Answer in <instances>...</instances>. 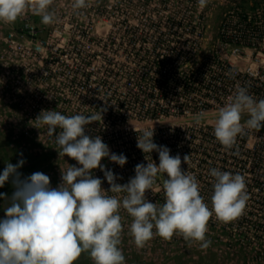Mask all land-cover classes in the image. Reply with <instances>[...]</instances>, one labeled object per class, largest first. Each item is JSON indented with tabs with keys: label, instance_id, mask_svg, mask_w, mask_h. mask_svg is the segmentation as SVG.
Returning <instances> with one entry per match:
<instances>
[{
	"label": "rangeland",
	"instance_id": "1",
	"mask_svg": "<svg viewBox=\"0 0 264 264\" xmlns=\"http://www.w3.org/2000/svg\"><path fill=\"white\" fill-rule=\"evenodd\" d=\"M74 2L53 0L49 10L55 17L48 25L31 7L14 23L0 22V174L6 163L23 159L21 179L41 172L50 178V187H58L68 165H79L61 154L47 126L34 120L42 110L90 116L104 109L102 120L86 126V134L100 136L110 154L126 156L123 167L101 160L119 178L116 183L134 177L137 164L158 166L157 152L143 153L136 146L137 136L153 128V142L166 146L172 156L180 155L182 171L196 177L210 209L214 168L241 174L249 196L243 214L231 222H221L213 213L206 249L180 233L170 240L154 235L138 248L130 234L132 218L121 208L118 247L124 264H264V189H257L256 183L260 173L231 166L223 145L200 132L209 124L215 127L224 104L198 108L205 99L198 83L208 80L216 66L244 65L243 58L232 53L237 46L221 40L224 23L241 24L243 15L263 7L264 0H206L203 7L198 0H85L86 7L78 10ZM248 118L242 114L241 123ZM262 131L264 127L245 128L253 141ZM257 162L251 159L254 167ZM92 175L108 191L99 168ZM165 179L166 174L156 176L145 193L149 202L163 205ZM14 191L10 177L0 193L10 199ZM8 203L0 199V209ZM74 264L94 262L83 252Z\"/></svg>",
	"mask_w": 264,
	"mask_h": 264
},
{
	"label": "clouds",
	"instance_id": "2",
	"mask_svg": "<svg viewBox=\"0 0 264 264\" xmlns=\"http://www.w3.org/2000/svg\"><path fill=\"white\" fill-rule=\"evenodd\" d=\"M198 2L201 7L206 4V0ZM52 3L53 0H31V3L30 0H0V22L14 23L31 7L41 17V23L51 24L55 17L49 10ZM84 7L85 0H75L74 9ZM103 112L100 109L90 116H68L42 110L36 117V124L46 125L48 135L54 136L61 154L79 166L68 165L61 173L60 185L52 188L50 178L41 172L21 179L18 169L25 163L23 159L15 165L6 163L0 174V187L11 177L15 191L10 199L0 193V199L9 202L4 209L5 218L0 219V264H74L83 252H88L94 264H124L125 257L118 247L122 232L118 214L121 208L132 218L130 234L138 248H143L154 235L170 240L175 233H180L206 249L211 245L205 234L213 213L224 223L243 214L249 196L241 174L215 168L210 171L215 178L210 209L200 195L196 177L182 171L180 155L172 156L166 146L153 142V128L137 136L136 146L143 153L157 152L158 166L154 162H147L146 166L137 164L134 177L126 184L116 183L119 178L106 170L101 160L108 158L123 167L126 156L110 154L100 136L86 134V126L102 120ZM244 113L249 118L242 124ZM196 122H200L199 117ZM261 127H264V99L257 101L247 87H238L218 111L214 136L221 145L231 149L245 128L259 130ZM188 160L189 155H185L183 162ZM97 168L109 184L108 191L101 187L102 180L92 175V170ZM159 173L167 176L163 182L166 199L160 206L145 196ZM108 193L125 195L118 198Z\"/></svg>",
	"mask_w": 264,
	"mask_h": 264
},
{
	"label": "built area",
	"instance_id": "3",
	"mask_svg": "<svg viewBox=\"0 0 264 264\" xmlns=\"http://www.w3.org/2000/svg\"><path fill=\"white\" fill-rule=\"evenodd\" d=\"M231 31L233 33H230ZM220 37L223 42L237 46L233 48L232 53L234 56L243 58L244 65L242 69L227 64L216 66L217 69L212 72L208 80L198 83L200 86L198 92L200 96L205 97L198 102V108L205 110L208 104L215 102L225 105L229 102V98L234 96L238 87H247L249 94L257 101L264 99V5L243 15L241 24L231 20L224 23ZM200 132L204 137H211L212 140L217 141L214 136V125L209 124L203 127V132ZM223 149L227 162L231 166L238 164L237 170H241L242 167L241 171L260 173L258 176L261 179L256 182L257 189L263 190L264 131L256 135L255 141L252 139V134L238 135L231 149L224 146ZM253 158L258 161L256 167L252 166Z\"/></svg>",
	"mask_w": 264,
	"mask_h": 264
},
{
	"label": "trees",
	"instance_id": "4",
	"mask_svg": "<svg viewBox=\"0 0 264 264\" xmlns=\"http://www.w3.org/2000/svg\"><path fill=\"white\" fill-rule=\"evenodd\" d=\"M0 218L1 219L5 218V211L3 209H0Z\"/></svg>",
	"mask_w": 264,
	"mask_h": 264
},
{
	"label": "bare ground",
	"instance_id": "5",
	"mask_svg": "<svg viewBox=\"0 0 264 264\" xmlns=\"http://www.w3.org/2000/svg\"><path fill=\"white\" fill-rule=\"evenodd\" d=\"M221 42H222V41H221ZM183 76H184V75H183ZM189 76H191V75H189ZM208 78H209V77H208ZM187 85H188V84H187ZM185 86H186V85H185ZM185 86H184V87H185ZM186 93H187V92H186Z\"/></svg>",
	"mask_w": 264,
	"mask_h": 264
}]
</instances>
